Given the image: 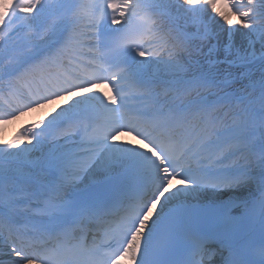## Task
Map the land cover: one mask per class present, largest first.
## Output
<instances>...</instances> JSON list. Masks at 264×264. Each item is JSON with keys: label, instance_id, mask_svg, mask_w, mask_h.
<instances>
[{"label": "snow or ice", "instance_id": "1", "mask_svg": "<svg viewBox=\"0 0 264 264\" xmlns=\"http://www.w3.org/2000/svg\"><path fill=\"white\" fill-rule=\"evenodd\" d=\"M69 97L0 134V264H264V0H0V128Z\"/></svg>", "mask_w": 264, "mask_h": 264}, {"label": "bare ground", "instance_id": "2", "mask_svg": "<svg viewBox=\"0 0 264 264\" xmlns=\"http://www.w3.org/2000/svg\"><path fill=\"white\" fill-rule=\"evenodd\" d=\"M237 42H240V37H237ZM66 103H58L55 102L53 104V109H49L48 107H50L49 105L47 107L44 108V110L42 109H38L35 112H31L30 114H26L25 116L21 117L20 120L14 122V124L7 126L6 129L4 128H0V134L5 135L8 139H11L15 136V134L17 133V128L19 127V125H21L24 121H29L31 119H34L35 117L41 116V117H47L50 118L49 114L50 113H55L56 109L60 108L63 105H66L68 103V101H65ZM4 260H7V257H3Z\"/></svg>", "mask_w": 264, "mask_h": 264}]
</instances>
